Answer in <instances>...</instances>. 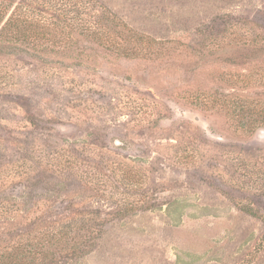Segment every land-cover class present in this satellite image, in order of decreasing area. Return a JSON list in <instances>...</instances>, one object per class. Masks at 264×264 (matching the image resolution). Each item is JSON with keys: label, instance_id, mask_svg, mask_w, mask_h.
I'll list each match as a JSON object with an SVG mask.
<instances>
[{"label": "rangeland", "instance_id": "1", "mask_svg": "<svg viewBox=\"0 0 264 264\" xmlns=\"http://www.w3.org/2000/svg\"><path fill=\"white\" fill-rule=\"evenodd\" d=\"M94 1L152 50L0 53V168L55 145L94 172L74 192L41 172L31 190L51 220L69 200L65 219L108 222L91 254L60 264H264V131L241 108H264V0ZM58 27L41 43L67 45ZM124 203L153 209L121 217Z\"/></svg>", "mask_w": 264, "mask_h": 264}, {"label": "trees", "instance_id": "2", "mask_svg": "<svg viewBox=\"0 0 264 264\" xmlns=\"http://www.w3.org/2000/svg\"><path fill=\"white\" fill-rule=\"evenodd\" d=\"M51 7L57 9L53 14L49 13ZM78 17L85 19L79 23ZM219 19L226 24L235 22L232 16ZM60 23L68 30L65 31L67 45L42 44V40L53 34L52 26L64 30L58 27ZM255 39L263 41L264 31ZM155 42L131 30L94 0H0V53L8 56L45 60L47 53L62 52L67 59H85L89 57L88 52L98 48L125 56H131L128 51L135 50L140 53L138 56H145L143 53H148L145 50H152ZM82 63L83 60H75L72 65L82 66ZM238 100L233 97L230 104L238 105ZM241 108L249 118L244 127L264 131V108L242 105ZM57 148L54 145L53 149L42 147L39 151L32 145L27 149L17 147L11 150L12 161L0 168V264H60L64 259L79 260L91 254L103 227L108 224L94 218L65 219L64 213L72 209L69 200L62 202L54 220L46 213L48 207L30 203L35 183L44 182L38 176L41 172L48 174L43 178L49 177L51 184L69 187L70 192L82 189L84 177L89 178L87 175L92 173L86 172L88 165L82 157L64 155ZM149 209L153 208L124 203L117 215L125 217Z\"/></svg>", "mask_w": 264, "mask_h": 264}]
</instances>
